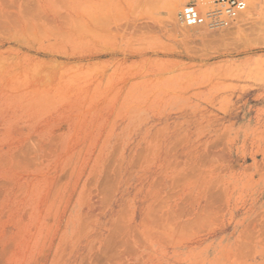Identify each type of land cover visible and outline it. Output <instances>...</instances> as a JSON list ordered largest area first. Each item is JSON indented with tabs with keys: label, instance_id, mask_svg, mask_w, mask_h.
I'll list each match as a JSON object with an SVG mask.
<instances>
[{
	"label": "rangeland",
	"instance_id": "rangeland-1",
	"mask_svg": "<svg viewBox=\"0 0 264 264\" xmlns=\"http://www.w3.org/2000/svg\"><path fill=\"white\" fill-rule=\"evenodd\" d=\"M88 1L0 0V264H264V3Z\"/></svg>",
	"mask_w": 264,
	"mask_h": 264
},
{
	"label": "built area",
	"instance_id": "built-area-1",
	"mask_svg": "<svg viewBox=\"0 0 264 264\" xmlns=\"http://www.w3.org/2000/svg\"><path fill=\"white\" fill-rule=\"evenodd\" d=\"M247 7L248 0H213L202 8L194 3H187L181 8L179 22L187 28L221 31L231 27L243 16Z\"/></svg>",
	"mask_w": 264,
	"mask_h": 264
},
{
	"label": "bare ground",
	"instance_id": "bare-ground-1",
	"mask_svg": "<svg viewBox=\"0 0 264 264\" xmlns=\"http://www.w3.org/2000/svg\"><path fill=\"white\" fill-rule=\"evenodd\" d=\"M91 1V0H90ZM90 1H88V2H90ZM188 2V0H172V1H170L169 3H167L168 4V6L166 5V10H167V14H168V17L171 19H175V17H177V22H178V24L180 25V26H182L181 25V23L179 22V14H180V12H178V10L180 9L179 7L181 6V4H182V2L184 3V2ZM86 3V2H85ZM264 3V0H248V7H247V9L248 10H250V11H252V9L254 10V11H256L259 7H261L262 6V4ZM90 4V3H89ZM185 4H187V3H185ZM203 7V6H202ZM202 7H199V8H202ZM182 8V7H181ZM87 9V8H86ZM247 11V10H246ZM90 13V12H89ZM177 13H178V15H177ZM83 14L84 15H86L84 12H83ZM92 14V13H91ZM88 15V14H87ZM92 16V15H91ZM98 16V15H97ZM82 17V16H81ZM85 17H88V16H85ZM240 18V17H239ZM86 19V18H85ZM85 19H83V20H85ZM252 20V18H250V17H248V18H246L245 19V21H244V23L243 24H246V21H247V23H248V20ZM83 20H81V18H80V20H79V22H81L82 21V24L81 23H79L80 24V26L82 25H86L87 23V21L88 20H90V19H88L87 21H85V23H84V21ZM96 20V19H95ZM250 22V21H249ZM91 23V22H90ZM93 24H95L94 22H93ZM96 24H97V21H96ZM88 25V24H87ZM87 25L85 26L86 27V29L89 27H87ZM241 25V24H240ZM79 26V27H80ZM241 26H243V27H245L244 25H241ZM84 27V26H83ZM82 27V29H84ZM91 27V26H90ZM184 26H182V28H183ZM184 28H187V27H184ZM187 29H191V31H194L195 33H196V31H197V29H201L202 30V28H200V27H192V28H187ZM89 31H90V29H89ZM86 32V31H85ZM85 34V33H84ZM88 34H93V33H88ZM97 34V33H96ZM90 35V36H91ZM87 36V35H86ZM82 37V36H81ZM92 37V36H91ZM94 40V39H93ZM79 41H81V40H79ZM83 43V42H82ZM85 44V43H84ZM86 45V44H85ZM89 46V45H88ZM80 51V50H79ZM88 51V50H87ZM95 51V50H94ZM93 51V52H94ZM90 52V51H89ZM97 52V51H96ZM112 52V51H111ZM82 54V53H81ZM83 56V55H82ZM90 62V61H89ZM92 62V61H91ZM87 63V62H86ZM44 64V63H43ZM46 64V63H45ZM81 64V63H80ZM86 66V65H85ZM92 66V65H91ZM87 68H90V66H88ZM83 69V68H82ZM91 70V69H90ZM263 213V212H262ZM264 214V213H263ZM260 215V214H259ZM262 217V216H261ZM260 219V218H259ZM263 219V218H262ZM261 221V220H260ZM262 222H264V221H262ZM263 224V223H262ZM264 225V224H263ZM262 225V226H263ZM261 226V227H262ZM263 252H264V250H263ZM264 254V253H263Z\"/></svg>",
	"mask_w": 264,
	"mask_h": 264
}]
</instances>
